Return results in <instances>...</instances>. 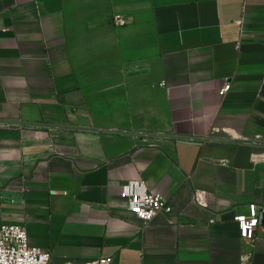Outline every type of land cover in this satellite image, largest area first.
I'll use <instances>...</instances> for the list:
<instances>
[{
  "label": "crops",
  "instance_id": "obj_1",
  "mask_svg": "<svg viewBox=\"0 0 264 264\" xmlns=\"http://www.w3.org/2000/svg\"><path fill=\"white\" fill-rule=\"evenodd\" d=\"M129 182L171 214L139 221ZM251 204L264 0H0V225L49 264H264V226L235 222Z\"/></svg>",
  "mask_w": 264,
  "mask_h": 264
},
{
  "label": "built area",
  "instance_id": "obj_2",
  "mask_svg": "<svg viewBox=\"0 0 264 264\" xmlns=\"http://www.w3.org/2000/svg\"><path fill=\"white\" fill-rule=\"evenodd\" d=\"M116 25L124 26L125 22L117 17ZM230 89V83L225 84L219 90V96L224 97ZM119 197L127 203L128 211L145 225L150 224L160 214L169 216L172 212L168 201L159 194L149 192L143 182H129L124 185ZM194 202L201 207L207 206L204 194L199 192L194 195ZM262 212L264 207L251 204L246 214L235 218L241 240H256ZM210 223H214V220ZM50 258L49 252L30 246L24 225H0V264H49ZM97 264H113V258L101 257Z\"/></svg>",
  "mask_w": 264,
  "mask_h": 264
},
{
  "label": "water",
  "instance_id": "obj_3",
  "mask_svg": "<svg viewBox=\"0 0 264 264\" xmlns=\"http://www.w3.org/2000/svg\"><path fill=\"white\" fill-rule=\"evenodd\" d=\"M260 226H264V212H262L260 216Z\"/></svg>",
  "mask_w": 264,
  "mask_h": 264
}]
</instances>
